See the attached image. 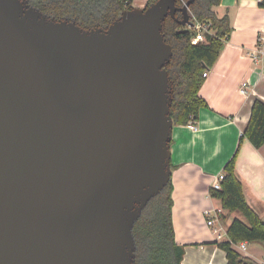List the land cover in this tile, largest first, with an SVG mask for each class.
<instances>
[{"label":"water","instance_id":"1","mask_svg":"<svg viewBox=\"0 0 264 264\" xmlns=\"http://www.w3.org/2000/svg\"><path fill=\"white\" fill-rule=\"evenodd\" d=\"M194 1L85 29L0 0V264H136L134 225L171 179L164 23L189 32Z\"/></svg>","mask_w":264,"mask_h":264},{"label":"crops","instance_id":"2","mask_svg":"<svg viewBox=\"0 0 264 264\" xmlns=\"http://www.w3.org/2000/svg\"><path fill=\"white\" fill-rule=\"evenodd\" d=\"M147 2L135 0L134 7L145 8ZM214 10L219 17L229 16L231 33L199 91L209 106L200 109L197 130L174 124L171 140L172 214L176 241L185 246L183 264H228L218 244L229 240L233 219L246 220L239 211L224 209L210 188L234 155L245 197L264 219V145L240 142L254 100L264 101V56L256 52L264 29V0H221ZM244 82L246 94L241 92ZM209 210L217 214L212 226ZM244 242L246 252L238 244L233 247L263 264L264 242Z\"/></svg>","mask_w":264,"mask_h":264},{"label":"trees","instance_id":"3","mask_svg":"<svg viewBox=\"0 0 264 264\" xmlns=\"http://www.w3.org/2000/svg\"><path fill=\"white\" fill-rule=\"evenodd\" d=\"M29 3L50 18L75 21L85 29L107 28L121 17L124 11L132 10L135 0H28ZM157 0H148L145 8ZM188 0H177L182 6ZM221 0H195L190 6L194 19L210 22L213 33L196 44L191 43L193 30L178 33L183 27L169 16L163 33L173 48V56L167 65L172 83L171 116L175 125H188L196 121L199 111L208 107V102L199 91L205 81L204 72L216 63L231 33L228 15L219 17L214 8ZM181 18L179 12L176 15ZM249 140L255 147L264 145V101L255 99L250 119L243 130L240 142ZM172 143V141H171ZM236 155L224 167L221 189L210 188V195L220 199L224 209L239 211L244 219L235 218L228 227L229 240L219 242L228 259V264H260L240 254L233 243L264 242V219L248 203L244 187L236 174ZM173 167V165H172ZM172 180L156 196L150 199L136 221L133 233L136 241V264H183L185 246L177 243L173 223ZM264 264V263H263Z\"/></svg>","mask_w":264,"mask_h":264},{"label":"built area","instance_id":"4","mask_svg":"<svg viewBox=\"0 0 264 264\" xmlns=\"http://www.w3.org/2000/svg\"><path fill=\"white\" fill-rule=\"evenodd\" d=\"M193 21H194V27L191 28L194 31L192 38H191L192 44H196L200 42L201 40H203L205 38L206 33H213V30L211 29L212 24L210 22L202 23V22L197 21L194 18H193ZM256 52L257 54L264 56V29L259 34ZM207 76H208V71L204 72L203 74V77H207ZM247 87H248V83L244 82L241 88V92L243 94L247 93ZM188 125L190 126L191 129L197 130V126L195 125L194 120L190 121ZM223 178H224V173L216 177L211 188L216 189V190L221 189V181L223 180ZM206 215L208 218V225L209 226L214 225L215 215L217 214H214L212 210L211 211L209 210L206 212ZM237 244L240 247V251L246 252L247 242L233 243V245H237Z\"/></svg>","mask_w":264,"mask_h":264},{"label":"rangeland","instance_id":"5","mask_svg":"<svg viewBox=\"0 0 264 264\" xmlns=\"http://www.w3.org/2000/svg\"><path fill=\"white\" fill-rule=\"evenodd\" d=\"M194 32V31H193ZM237 214H239L240 215V213H237Z\"/></svg>","mask_w":264,"mask_h":264}]
</instances>
